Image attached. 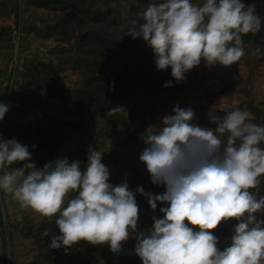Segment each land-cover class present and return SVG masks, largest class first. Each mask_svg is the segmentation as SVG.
I'll list each match as a JSON object with an SVG mask.
<instances>
[{
	"label": "clouds",
	"instance_id": "1",
	"mask_svg": "<svg viewBox=\"0 0 264 264\" xmlns=\"http://www.w3.org/2000/svg\"><path fill=\"white\" fill-rule=\"evenodd\" d=\"M121 7L124 13L131 11L126 0ZM139 16L124 36L142 38L152 49L157 70L171 68L177 83L202 61L208 67L236 64L245 55L243 37L261 29L255 5L243 0H160ZM163 86L174 85L168 81ZM8 111L0 102V121ZM172 111L161 125L149 127L156 131L148 128L143 134L147 146L139 160L151 182L166 189L158 195L136 189L152 210L157 202L166 205L160 208L162 218L152 217L149 230H138L135 193L126 181L109 183V168L97 149H89L83 167L65 157L38 168L28 162L26 145L0 138V190L21 209L55 220L59 235L51 236L50 249L67 253L83 241L107 244L119 254L134 237L142 264H264V220L254 215L264 210V196L257 199L251 191L264 177V125L240 108L224 116L209 114L214 128L193 123L191 108L176 105ZM17 163L22 166L13 167ZM232 219L238 223L221 250L213 231Z\"/></svg>",
	"mask_w": 264,
	"mask_h": 264
},
{
	"label": "rangeland",
	"instance_id": "2",
	"mask_svg": "<svg viewBox=\"0 0 264 264\" xmlns=\"http://www.w3.org/2000/svg\"><path fill=\"white\" fill-rule=\"evenodd\" d=\"M62 1L90 9L109 6L120 10L125 2ZM156 1L160 0H126L131 9ZM243 2L254 4L255 8L264 4V0ZM70 10L57 4L41 7L35 0H0V102L9 106L0 121V138H15L26 145L31 159L39 155L34 143L61 140L57 160L65 157L70 162L79 160L83 167L89 149H97L103 153L102 163L109 168V183L118 185L138 179L151 182L146 165L139 160L147 146L143 134L150 126L161 125L164 116L174 114V106L193 109V123L214 128L209 114L224 116L236 108L245 110L247 95L255 104L264 103V44L247 46L244 41L245 55L236 64L208 67L202 61L180 83L171 76V68L157 70L150 52L146 54L147 59L139 60L127 74L117 77L110 73L113 64L104 60L99 46L86 37L85 33L92 27L87 21H72L49 29L46 37L32 32L33 27L56 24ZM130 23L106 29L107 37L131 42V36H124ZM149 59L152 60L150 76L146 67ZM115 62L120 68V62ZM168 81L174 86L164 87ZM109 84L121 91H135L136 95L120 101L116 108L122 111L116 114L108 110L88 117L91 105L88 94L96 95L98 86ZM144 86L156 89V93L143 91ZM167 94H176V97L169 99ZM104 99L110 101V97ZM153 131L155 127L147 130ZM20 166L22 163L13 165ZM129 189L135 193L140 209L138 230L151 229L152 217L162 218L160 208L166 205L157 202L154 211L147 198L136 192L137 186ZM261 190L264 191L262 178L258 189L251 191L256 194ZM144 191L158 195L165 190ZM237 223H225L232 235ZM52 235H59L54 219L49 222L31 210L21 209L10 194L0 190V264H110L116 259L117 254L107 244L81 241L67 253L64 248L50 249ZM135 244L134 237L124 242L122 253L129 262L142 264L135 254Z\"/></svg>",
	"mask_w": 264,
	"mask_h": 264
},
{
	"label": "trees",
	"instance_id": "3",
	"mask_svg": "<svg viewBox=\"0 0 264 264\" xmlns=\"http://www.w3.org/2000/svg\"><path fill=\"white\" fill-rule=\"evenodd\" d=\"M36 4L41 7H45L51 4H57L62 7V9L72 8V10L64 12L56 24L51 26H45L44 28L33 27L32 32L38 36L47 35L49 29H57V27L62 26L63 24H68L72 21H87L91 24L87 32L85 33L86 37L92 40L100 48L101 57L110 61V64H113L110 73L116 75L117 77H122L127 74V72L136 64L139 60L147 59L146 54L148 52L152 53V49L147 45L143 39H133L131 42L120 39H111L106 35V29L115 27L125 23L131 22L132 20H140L139 13L143 12L147 7H136L132 8L130 12L124 13L123 10L112 8L106 6L105 8H95L90 9L83 5L74 6L62 0H35ZM156 1L153 3H159ZM256 13L261 18V29L256 33H249L244 36L243 39L247 46L254 44H264V4L256 6ZM118 61L120 62V68L115 64ZM152 60H148L146 63L147 74L150 76L152 72L149 71L150 66L152 65ZM170 72V71H169ZM169 72L166 74L169 76ZM171 73V72H170ZM96 95L88 94L89 99L91 100V105L89 106L88 117L99 115L103 112H106L110 109L116 108L120 104V101H125L129 98H134L136 95L135 91L119 90L112 84L106 86H98ZM145 92L156 93V89L144 86L142 88ZM101 97V98H100ZM104 97H110V101L106 102ZM169 99H175L176 94H167ZM245 110H248L254 117L253 122L264 125V103L255 104L247 95V100L245 101ZM35 148L39 151V155L31 159L30 162L35 163V165L40 168L44 166L45 163H49L57 160L56 154L62 147V141L56 140L52 143H46L44 141H38L34 143ZM264 180V177H262ZM129 188L135 186L142 187L143 189L149 190H166L165 186L159 185L154 186L149 180L138 179L131 183H128ZM256 195L257 199L264 196V191H259ZM257 220H264V210H261L254 214ZM238 222L235 219L229 220L227 222L221 223L217 229L213 231V234L217 236L220 240L219 246L225 247L230 243V238L232 236V230L225 223H235ZM222 248V249H223ZM110 264H135L129 262L125 259L122 250L117 254L116 259Z\"/></svg>",
	"mask_w": 264,
	"mask_h": 264
}]
</instances>
